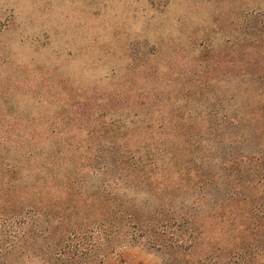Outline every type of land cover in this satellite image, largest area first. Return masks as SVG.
I'll list each match as a JSON object with an SVG mask.
<instances>
[{"label": "rangeland", "instance_id": "374dc122", "mask_svg": "<svg viewBox=\"0 0 264 264\" xmlns=\"http://www.w3.org/2000/svg\"><path fill=\"white\" fill-rule=\"evenodd\" d=\"M216 148L261 173L218 197L200 159ZM105 181L138 225L120 222ZM256 210L264 0H0V264H78L74 249L89 264H264ZM7 237L29 255L8 256Z\"/></svg>", "mask_w": 264, "mask_h": 264}, {"label": "trees", "instance_id": "16d2710c", "mask_svg": "<svg viewBox=\"0 0 264 264\" xmlns=\"http://www.w3.org/2000/svg\"><path fill=\"white\" fill-rule=\"evenodd\" d=\"M216 151H217L218 156L205 157V155H203V158L200 157V159L203 160V161L205 159V160H211L212 162H214V164L212 166L214 168H216V170H217V172H216V175H217L216 179L217 180L216 179L214 180V175L211 172H209L208 173V177L209 178L207 179L206 183L208 184L209 187L211 186L212 188H214V190H217V193H218L217 196L218 197H223L224 196L223 192H226L227 189H230V188L232 189L234 187L235 183H237V185H239L241 183V181H245L246 179H248L250 173H252L255 177H256V175L258 173H261L262 164H260L257 159H255L253 161V163L256 164L259 167V169L257 170V169L254 168L251 171V164L248 162L246 165H244V159H242L241 157L238 158L237 156H235V158H231L230 160H226L225 156L223 155V153L222 154L218 153V148H216ZM258 152H259V150L256 149V145L252 146L251 150L249 151V153H252V154L248 155V157H249L248 161L250 160L251 157L258 156V155H254V154L258 153ZM243 158H245V157H243ZM128 159L133 160L134 157L133 156H129ZM207 164H209L208 161H207ZM200 165H202V161L200 162ZM110 166H111L112 169L119 167V170H125V167H126L125 164H124V168H123V166L116 167V165L112 164V163L106 164L105 165L106 168H103V171H104L105 174H108V173L111 172L110 169H108V167H110ZM93 169L95 170L96 167H94ZM15 171H16V168H14V170L8 171V172H11V174H13ZM46 171H44V172L38 171V173L35 175V180L37 182H41V180L45 176H48V172L51 171V168L46 169ZM114 171H117V170H114ZM70 177L71 176H69L67 178V183H68L69 190H71V185L70 184H72L74 182V178L72 179ZM198 179H199V181L202 180L201 177H199ZM40 184L46 186L49 183L41 182ZM40 184H38V183L34 184L33 188L36 189V190H43L42 188L44 186H41ZM107 186L109 188H111L112 182H109V181L103 182V184L100 186V189L102 188L101 190L103 191L104 198L106 200L107 199H112V202L117 204L116 205V210L118 212L117 214L119 216L120 222L122 223L124 221V222H127L128 225H138V223L140 222L139 219H142V218H140L139 216H136L134 214L133 208L131 207V204L126 199V197L128 196L129 193L125 192L126 191L125 189H122L121 192H118L116 187L107 190ZM34 193L36 195H38L39 197H42L40 192L35 191ZM10 203H12L11 206L13 207V209L15 210L16 213H17V210H20L21 212H24L21 209V208L24 209V207L21 206L20 202H18L17 205H14L13 202H10ZM36 206H39V204H33L31 206V208H25V210L31 209V210H28L26 212L33 211V212L38 214L37 210H33V208L36 207ZM256 211H257V214H258L260 219L258 220V222L254 223L255 228H253V230H255V231H259V230L264 231V223L261 224L262 222H264V212H260L259 210H256ZM21 220H22V218H20L19 223H21ZM143 220H141V221H143ZM120 222H118V224L121 225ZM248 228L249 227L245 228L243 230V232L245 233V231ZM182 232L184 234L188 233L189 234L188 240H191L190 236H191L192 232L189 233L188 230H185V231L182 230ZM40 233H42V232H40L39 229L35 228V229L32 230V233L28 234L27 236L32 237L34 239L36 238V240H37L39 235H41ZM8 237L9 238L11 237L10 233L8 234ZM8 237H7V240H8L7 255L8 256H10L12 254L20 255V256L29 255L27 253V251L24 249L23 244H18V243L14 244V242L9 240ZM106 237H108V236H106ZM18 238H19V236H18ZM13 239H17V236H13ZM107 241H110V239L107 240ZM258 247L259 248L261 247V249L258 251L261 254L262 251L264 250V246L263 245H258ZM109 249H110V252H113V251L116 250L114 247L113 248H109ZM255 249H256V247H255ZM60 251H62V250H60ZM74 252H75L74 254L75 255L77 254V257H79V259L76 258V262H79L78 264H87L88 261H90L91 259L94 260V257L90 258V260H85V259H87L86 257L88 256V254H82V252H78L77 249H74ZM33 253L36 254L37 252L33 251ZM44 253H46L49 256L50 255V250H48V251L44 250ZM62 255H64V254H59V253L58 254L57 253L54 254L53 257H52L53 261L57 262V263L60 262L61 258H62L61 257ZM238 255L241 256L240 257L241 259H247L248 258L247 261H248V263H250V262H252V259L255 257V255L258 256V253H257L256 250H255V252H253V251L251 252V251H248L246 248H244V251H243V248H242V250L237 254V256ZM50 256H52V255H50ZM71 260H72V255H71ZM71 260H70V262H71ZM8 262L9 263L12 262V259L9 260V258H8ZM14 262H15V260H14ZM89 263H92V262H89Z\"/></svg>", "mask_w": 264, "mask_h": 264}]
</instances>
